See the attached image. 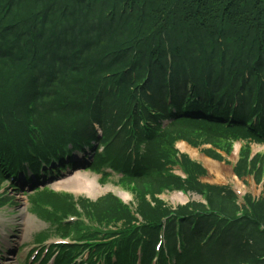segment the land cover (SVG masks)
<instances>
[{"label": "trees", "instance_id": "16d2710c", "mask_svg": "<svg viewBox=\"0 0 264 264\" xmlns=\"http://www.w3.org/2000/svg\"><path fill=\"white\" fill-rule=\"evenodd\" d=\"M170 102L175 112L168 111ZM162 119L169 124L156 137ZM113 123L122 124L114 148L122 138L128 147L137 142L128 155L119 158L121 148L110 159L123 181L132 184L146 222L141 264H150L156 254L162 218L176 264H208L202 249L227 242L230 248L231 236L222 238L232 231L254 244L241 264H264V168L245 155L234 170L250 175L259 169V182L263 179L261 198L245 199L246 221L235 216L234 203L235 211L223 213L225 194H220H232L199 184L196 179L204 173L199 165L185 156L168 161L171 141L186 135L176 131L181 123L208 126L210 142L218 138L216 129L227 140L264 141V0H0V145L9 142L4 150L28 145L44 158L70 144L76 149L97 141L92 125L107 133ZM161 150L170 151L165 164H178L187 174L184 184L158 163ZM162 189L194 191L208 209L200 204L165 208L153 197ZM45 199L53 197L46 193ZM115 202L107 201L105 214L96 213L128 225L129 211ZM52 206L58 209L55 202ZM244 220L247 229L252 227L248 231L224 227ZM176 237L181 253L175 250ZM242 245L243 239H235L234 247ZM234 259L226 264H237Z\"/></svg>", "mask_w": 264, "mask_h": 264}, {"label": "rangeland", "instance_id": "374dc122", "mask_svg": "<svg viewBox=\"0 0 264 264\" xmlns=\"http://www.w3.org/2000/svg\"><path fill=\"white\" fill-rule=\"evenodd\" d=\"M166 123L167 122L165 121L163 122L164 130L168 126ZM110 126L112 127V131L107 133L104 132V138L105 141L110 140L111 142V138L116 129V124L113 123ZM177 126L178 128H176V131L183 129L185 130L186 135L183 138L178 135L171 141L172 146H174V153L178 151L181 155L186 154L187 156H183L203 167L205 172L197 177V182L206 186L215 185L225 192L227 190L231 192L232 195L227 193L220 194H225L222 198V200L225 201V206L223 205L224 214H229L235 211L234 208H232L233 203L242 210L241 214H244V208H249V204L245 201L247 197L256 200L261 198L263 188L262 182H259L260 170L252 169L250 175L243 172L236 176L234 175V170L237 165L242 163L245 155H253V163L258 164L260 168L263 169L264 141L257 142L252 138H244L233 143L235 139L232 136L231 140H227L228 135L216 129L214 133L218 138H214V140L210 142L208 135L210 134L211 129L208 126L200 123L195 127H192L190 123H181ZM171 132L172 131L168 130V133ZM104 138H100L98 145L96 144L95 147H97L98 158L103 160L105 156V160L108 161L109 149L107 150L104 146ZM114 140H112V144ZM116 140L119 142L120 138L116 137ZM180 144H185L189 148L195 150V154L191 155L189 152L183 150ZM236 144H240L241 147L239 146L240 149L238 154L234 156L233 148ZM120 145H123L124 152L120 154L119 158H123L128 151V146L123 143V138L122 142L115 146L113 152L118 153L122 148ZM167 152L170 151L161 150L156 155V159L160 165L164 163V156ZM151 158L155 159L154 156H151ZM89 160L90 159H87V161ZM98 167L97 159H94V161L90 163V167L82 169L76 173L78 176L71 177L72 174L64 173L62 176H59L58 178L55 177V179L48 181L45 190L36 194L32 193L33 191L23 192L21 189L20 191H14L10 186H7L6 183L0 182V194L2 195L0 196V199L1 201H4V205L0 206V254L4 258V263L27 264L26 258L39 248L42 250L41 252L49 251L48 249L45 250V247H49V244L54 241L57 242L56 240L59 238L56 235L63 238H69V236L74 233L81 235V227L77 226L78 221L76 220L82 217L85 219L88 218L87 211H89V208L87 205H93V207L94 205H98V210L106 213L109 209L107 208L106 199L111 197L115 199L113 195L116 196L118 192L123 191L120 186L123 183V178L118 174L119 167H116L115 170L113 169L115 167ZM165 168L173 175L182 177V174L177 171L176 166L173 164L166 163ZM216 177H219V183L214 182ZM73 178H82L86 185L88 182L94 181L101 189L100 194L95 195L94 197L87 196L86 194H76L71 185H77V179ZM131 185L132 184H128L130 191L129 197L130 199H134L135 191L134 189L130 190ZM78 187L79 186H76V188ZM49 192L52 194L53 199L48 201V199H45V195ZM105 194L106 197H103ZM172 196L173 194H164L160 196L164 201L166 208L182 204L180 199L177 200ZM190 197H195V195L190 194ZM94 200L97 201L93 203ZM101 201H103V203L100 206L99 202ZM196 201H199V198L196 197ZM54 202L56 203L57 208L62 210V213H59L54 207L50 206V204L52 205ZM125 203H128V201ZM132 203L133 202L131 201L130 204ZM74 206L78 208L72 210V207ZM97 219L112 221L103 216H97ZM97 219H88V224L96 225ZM245 223V220L240 222V224ZM224 227L229 232L228 225L225 224ZM117 228L122 229L120 226ZM250 228L252 227H249L248 229L246 228L245 230L248 231ZM244 233L246 234V232ZM228 235L231 236L230 248V243L227 242L225 245L213 249H210L209 247L202 249L203 257L207 260L208 264L229 263L232 255H234L235 259L231 262L241 264L243 263L245 256L252 251V248L254 247V244H252L251 241L252 238H249L247 235L243 236L236 231H232L222 239L225 240ZM235 239H243V245L241 248L234 247ZM37 242L43 243L39 244ZM255 243H261V240H255ZM35 248L36 250L32 251ZM182 259L184 263L186 257H183ZM33 262H35V260Z\"/></svg>", "mask_w": 264, "mask_h": 264}, {"label": "bare ground", "instance_id": "6f19581e", "mask_svg": "<svg viewBox=\"0 0 264 264\" xmlns=\"http://www.w3.org/2000/svg\"><path fill=\"white\" fill-rule=\"evenodd\" d=\"M180 146L182 147L183 150L189 152L191 155L195 154V150L189 148L185 144H180ZM238 146H239L238 144L235 146L234 154L236 153V150H237ZM218 178L219 177H216L214 182L219 183L220 180ZM220 183H222V182H220ZM75 186H79L78 188H76L74 190V192L76 194H87L88 196H94V195L100 194V192H101V189L97 186V184L94 181L88 182V184L85 185V186L84 185H75ZM118 194H119V197H121L124 201L129 200V196L127 194L122 193V192H118ZM176 197L178 199H180L181 201H185L186 200V198L184 196H182V195H178Z\"/></svg>", "mask_w": 264, "mask_h": 264}]
</instances>
